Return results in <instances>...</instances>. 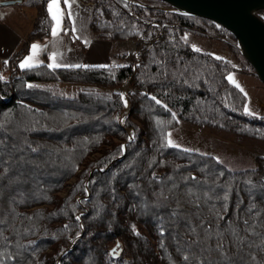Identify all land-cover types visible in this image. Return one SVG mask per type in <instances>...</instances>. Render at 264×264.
Returning a JSON list of instances; mask_svg holds the SVG:
<instances>
[{
    "label": "trees",
    "instance_id": "obj_1",
    "mask_svg": "<svg viewBox=\"0 0 264 264\" xmlns=\"http://www.w3.org/2000/svg\"><path fill=\"white\" fill-rule=\"evenodd\" d=\"M5 1L37 14L8 73L51 21L49 0ZM136 1L92 0L88 26L112 44L141 40L135 71L116 51L106 67L16 64L0 75V264H264V158L236 172L167 145L178 122L264 142V116L249 115L227 79L253 69L219 25ZM187 34L224 40L241 67L195 51ZM59 84L84 87L66 97Z\"/></svg>",
    "mask_w": 264,
    "mask_h": 264
},
{
    "label": "rangeland",
    "instance_id": "obj_2",
    "mask_svg": "<svg viewBox=\"0 0 264 264\" xmlns=\"http://www.w3.org/2000/svg\"><path fill=\"white\" fill-rule=\"evenodd\" d=\"M126 1L139 3L136 0ZM59 2L61 11L63 12L61 28L57 37L54 38L51 36L50 42L59 41L63 38L72 43L80 42L85 44L86 38L90 35L88 26L92 13V0H70L72 3L70 9L64 5L62 0H59ZM11 11H13V17H19L21 22H24L26 14L33 13L36 16V11L33 8L24 6H0V17H2L0 19L10 23L14 22L7 17V13ZM69 12L72 13L71 18H69ZM47 14L51 21V32L55 22L51 19L49 13ZM73 29L75 31H73ZM186 36L187 41H184L188 43L192 49L198 48L200 49L199 52L209 53L214 57H220L223 60L229 61L234 67H241V59L234 55L224 40L193 34H187ZM125 42L127 41L118 43L125 44ZM117 51L124 53L123 48H119ZM11 63H15L16 65V61H12ZM1 72L2 68H0V73ZM7 74H11V68H9L8 73H5V76H7ZM230 74L235 81L234 85L238 84L239 87L244 90L243 93L247 98L245 107H247L248 112L254 116H264V86L253 75H242L237 72H231ZM69 85H71L72 89H58V91L66 97H73L84 87V85ZM120 90H122V87H120ZM120 94H122L121 91ZM124 100L125 98L122 99L125 110L119 117V124L121 126L124 124L125 116L128 114L127 111L129 110L128 100ZM128 134L131 136V131H128ZM168 139H171L175 145L173 147L212 156L216 159L218 158L217 160L224 164L229 170L236 172L254 169L257 167L256 159L258 157L264 158V142L211 128L199 129L184 122H178L176 127L168 133L167 141Z\"/></svg>",
    "mask_w": 264,
    "mask_h": 264
},
{
    "label": "crops",
    "instance_id": "obj_3",
    "mask_svg": "<svg viewBox=\"0 0 264 264\" xmlns=\"http://www.w3.org/2000/svg\"><path fill=\"white\" fill-rule=\"evenodd\" d=\"M63 2V0H62ZM48 5V4H47ZM1 6V5H0ZM20 6V4L14 5ZM5 7V6H4ZM46 12L47 6H46ZM13 11L7 13V17L14 22H6L0 19V68H2L1 76H5L4 66L10 58L22 51L24 44L27 41L29 34L32 32L36 20V16L32 13L26 14L24 22L18 17H13ZM14 18V19H13ZM51 32L42 39H32L26 45L25 51L16 60V64L20 65L24 59L30 55L31 45L37 44L41 51L38 54L36 65L43 63H51L49 57L53 54L57 55V62L60 64L58 68L74 67L75 65L88 67H101L110 64V56L118 50L116 44L107 41L97 40L90 35L86 38V43H72L61 38L59 41L50 42ZM7 61V63H5ZM123 62V61H122ZM121 61H114L115 65H120ZM59 89H72L69 84H59Z\"/></svg>",
    "mask_w": 264,
    "mask_h": 264
},
{
    "label": "water",
    "instance_id": "obj_4",
    "mask_svg": "<svg viewBox=\"0 0 264 264\" xmlns=\"http://www.w3.org/2000/svg\"><path fill=\"white\" fill-rule=\"evenodd\" d=\"M170 10L211 21L228 31L237 41L244 60L264 86V22L258 17L264 11V0H157ZM21 1L0 2L14 6ZM129 110L127 111V113Z\"/></svg>",
    "mask_w": 264,
    "mask_h": 264
},
{
    "label": "snow or ice",
    "instance_id": "obj_5",
    "mask_svg": "<svg viewBox=\"0 0 264 264\" xmlns=\"http://www.w3.org/2000/svg\"><path fill=\"white\" fill-rule=\"evenodd\" d=\"M63 3L69 9L72 7V3L70 2V0H63ZM47 11H48L51 19L55 22L54 25H53V27H52V30H51V35L55 38L59 34V30L61 28V23H62V18H63V12L61 11L59 0H49V3L47 5ZM68 15H69V18H71L72 13L69 12ZM0 18H2V17H0ZM73 31H75V30L73 29ZM184 40L187 41V36L184 37ZM194 50L195 51H200V49H198V48H194ZM40 51H41V48H40L39 45H37V44L31 45L30 55H28L24 59V61H22L20 63L19 67L21 69H30V68L36 66V64L34 63V61H36V58H37L38 54L40 53ZM215 59L219 60L221 58L220 57H215ZM49 60L51 61V63H49L47 65V67L49 69H56V68L60 67V64L57 62V55L56 54L51 55L49 57ZM5 63H7V61H5ZM74 67H81V65H75ZM83 67H88V66H83ZM101 67H104V66H101ZM227 79H228V81L230 83L235 84V81H234L233 77L231 76V74H229V76L227 77ZM235 86L237 88H239V90L241 92L244 91L242 88L239 87L238 84H236ZM29 87H32V85H29ZM121 96L123 98V95L122 94H121ZM153 99H155V97H153ZM156 103L159 104L160 101L159 100H156ZM245 111L248 112L247 107H245ZM248 114L251 115L250 112H248ZM173 119H175V117H173ZM169 136H170V134H169ZM167 145L168 146H175L173 144V142L171 141V139H168ZM35 150L36 149H33V151H35ZM121 150H123V146H121ZM225 199H227V197H225ZM137 235H138V233H137ZM118 248H119V244H117V246H116V249H118ZM116 249H113L112 250L111 255H113V256L118 255ZM185 259H187V257H185Z\"/></svg>",
    "mask_w": 264,
    "mask_h": 264
},
{
    "label": "built area",
    "instance_id": "obj_6",
    "mask_svg": "<svg viewBox=\"0 0 264 264\" xmlns=\"http://www.w3.org/2000/svg\"><path fill=\"white\" fill-rule=\"evenodd\" d=\"M125 44L122 43H117V48H123L124 53L126 55L125 62L126 64L130 65L132 67V70L135 71L136 68L141 64L142 62V55L144 53V50L146 49L145 44L141 40H126ZM9 67L11 68V74L15 70V63H10ZM10 74V75H11ZM129 81L127 80L122 84V90L121 93L123 95V98H125L124 101H127V92L128 91V86H129ZM127 88V89H126ZM123 126V124H122ZM129 131V130H128Z\"/></svg>",
    "mask_w": 264,
    "mask_h": 264
}]
</instances>
